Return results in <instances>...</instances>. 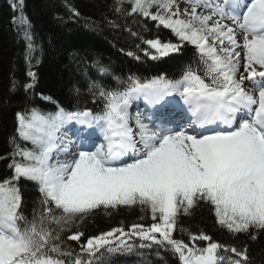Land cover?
<instances>
[{
  "label": "snow or ice",
  "instance_id": "1",
  "mask_svg": "<svg viewBox=\"0 0 264 264\" xmlns=\"http://www.w3.org/2000/svg\"><path fill=\"white\" fill-rule=\"evenodd\" d=\"M181 2L183 9L178 0H114L113 6L125 19L144 18L143 27L150 19L175 36V43L144 39L129 29L148 59L194 47V64L178 78L118 76L96 61L99 78L89 79L87 91L97 108L70 110L41 96L56 105L54 112L15 113L11 151L0 156L8 161L0 177V264H115L146 253L170 254L177 264H250L247 244L223 243L180 220L207 211L234 239L264 234V0ZM10 7L19 13L13 22L25 43L30 82L20 86L27 93L37 80L32 62L40 63L35 32L24 0ZM108 77L115 86L102 82ZM17 86L13 80L12 90ZM137 101L146 111L133 114ZM22 182L39 194L30 217ZM120 208H137L139 220L150 223L121 221L86 235L91 217Z\"/></svg>",
  "mask_w": 264,
  "mask_h": 264
},
{
  "label": "trees",
  "instance_id": "2",
  "mask_svg": "<svg viewBox=\"0 0 264 264\" xmlns=\"http://www.w3.org/2000/svg\"><path fill=\"white\" fill-rule=\"evenodd\" d=\"M11 0H0V156L6 157L11 151L9 138L15 131V113L25 108L37 107L43 112H54L56 105L43 97H51L66 109L75 107L97 108L87 91L89 79H98L93 67L100 61L110 65L115 75L127 76L136 73L150 77L161 73L171 78H178L184 68L194 64L195 49L191 45L182 48L180 53L171 54L159 60H150L135 46L142 41L129 32H139L144 39L159 37L163 41L177 42L170 30L162 26L157 29L154 22L144 18L125 19L114 11V0H24V13L31 20L35 32L37 51L40 63L33 60L31 70L37 74L36 86L31 92H25L20 86L30 82L27 76L29 65L25 60V43L20 37V30L13 22V16L18 12L10 7ZM65 4H71L79 13L72 16ZM109 21H115L112 26ZM128 51L141 56L135 60L127 55ZM18 86L12 90V81ZM106 85L115 86L110 77L103 78ZM79 88L80 94H73V89ZM35 93V95H33ZM31 147V145H27ZM7 159L0 160V177L8 174ZM24 190V214L31 216L34 202L38 197L31 182H22ZM141 215L137 208H120L111 215L103 211L91 217L85 225L86 235L99 234L113 227H119L121 221L125 225L133 222L150 223V218L139 220ZM180 226L193 232L203 229L214 239L226 244L243 248L247 244L250 264H264V234L256 241L241 235L239 239L232 238L226 231L214 226V218L207 211H198L193 217H181ZM176 238L185 239L186 234L174 233ZM76 246L75 242H71ZM115 264H177L170 254L156 257L146 253L144 257L119 258Z\"/></svg>",
  "mask_w": 264,
  "mask_h": 264
},
{
  "label": "rangeland",
  "instance_id": "3",
  "mask_svg": "<svg viewBox=\"0 0 264 264\" xmlns=\"http://www.w3.org/2000/svg\"><path fill=\"white\" fill-rule=\"evenodd\" d=\"M178 2H180V7H181V9H183L185 7V4L183 2H181V0H178Z\"/></svg>",
  "mask_w": 264,
  "mask_h": 264
}]
</instances>
